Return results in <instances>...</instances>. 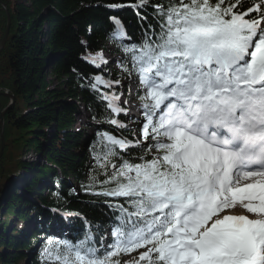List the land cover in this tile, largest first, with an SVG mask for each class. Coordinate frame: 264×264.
Returning a JSON list of instances; mask_svg holds the SVG:
<instances>
[{"label":"snow or ice","instance_id":"6c2138e0","mask_svg":"<svg viewBox=\"0 0 264 264\" xmlns=\"http://www.w3.org/2000/svg\"><path fill=\"white\" fill-rule=\"evenodd\" d=\"M129 7L153 8L157 23L139 43L120 44L123 71L143 89L142 139L101 134V184L111 186L98 194L124 199L112 205L119 224L100 247L89 231L45 251L52 264H264V0ZM114 23L112 39H128ZM92 62L107 64L103 54ZM118 84L96 76L91 87ZM102 99L126 114L115 92ZM132 147L143 153L133 157Z\"/></svg>","mask_w":264,"mask_h":264},{"label":"trees","instance_id":"16d2710c","mask_svg":"<svg viewBox=\"0 0 264 264\" xmlns=\"http://www.w3.org/2000/svg\"><path fill=\"white\" fill-rule=\"evenodd\" d=\"M137 2L0 0V42L7 27L5 10L11 19L10 36L0 53V115L10 104L4 95L15 98L4 117L5 147L0 159V219L5 220L0 221V264H52L44 253L51 242L77 243L90 231L100 247V238L105 240L107 232L119 224L120 212L112 205L124 203V199L98 194L111 185L101 184L105 175L97 156L104 154L102 133L131 140L135 129L126 123L125 113L117 120L126 128L108 123L114 115L102 94L118 95L121 86L109 89L100 85L97 90L91 85L96 76L120 80V84L130 76L122 65L111 71L108 63L98 68L89 60L98 58L106 44H113L115 53L126 61L120 44L139 43L149 25H156L153 8L129 7ZM151 2L167 4L168 0ZM114 18L127 33L128 39L122 42L112 39ZM47 75L58 82L56 89L51 90ZM78 105L87 112L91 138L74 131L81 110ZM116 150L127 158V151ZM30 151L44 157L45 163L26 162L24 157ZM142 153L143 148H131L133 157ZM14 177L24 183L26 197L19 195ZM51 182L56 189L49 186ZM15 218L36 228L22 230ZM108 240L110 243L112 237Z\"/></svg>","mask_w":264,"mask_h":264},{"label":"rangeland","instance_id":"374dc122","mask_svg":"<svg viewBox=\"0 0 264 264\" xmlns=\"http://www.w3.org/2000/svg\"><path fill=\"white\" fill-rule=\"evenodd\" d=\"M22 2L23 3H25L26 2V0H22ZM6 11V16H7V24H8V18L10 19V13L8 12V10H5ZM7 13L9 14V17H8V15H7ZM10 21H11V19H10ZM11 25V24H10ZM11 28V27H10ZM9 36H10V32H9ZM9 36H8V39H9ZM4 37V36H3ZM8 41V40H7ZM6 44H7V42H6ZM6 46V45H5ZM106 46V45H105ZM106 47H108V48H106V50H109L110 51V53H113L114 52V47L113 46H106ZM5 48V47H4ZM4 50V49H3ZM2 50V51H3ZM104 57H105V59H107V61H108V63H109V65H110V69H112V70H118V68H120V66H121V60H122V57L121 56H119V55H115V56H109L108 55V53H106V54H104ZM92 60L93 59H90L89 61L92 63V64H94V65H96L95 63H93L92 62ZM111 63V64H110ZM48 72V71H47ZM48 76V75H47ZM46 81L47 82H49L50 83V88H51V90H54V89H56L57 87H58V82L56 81V80H54L53 78H51V77H47V79H46ZM126 83H128V84H132L133 82H132V80H129L128 82H126ZM126 83H124V84H126ZM67 103H70V101L69 100H67L66 101ZM122 102H123V99H122ZM54 103V102H53ZM128 103H130V100L128 101ZM127 103V104H128ZM136 106H139L138 104L136 105ZM136 106H135V108H136ZM78 108H80L81 110L79 111L80 113H79V115H77V117L75 118V121H74V131L76 130V131H81V132H84V133H87L88 135H90V133L92 132V129H90L89 128V125H90V122H89V119H88V115H87V112L85 111V110H83L84 108H83V105H78ZM129 115H136V116H138L139 115V112L137 111V109H134L133 111H132V114H129ZM135 116V119H138L137 117ZM137 121H139V125H140V122L142 121V119L141 120H137ZM87 135V136H88ZM24 160L26 161V162H33V164L34 165H37L38 166V164H40V165H42V164H44L45 163V159H44V157H42V156H40V155H38V154H36L34 151H30L25 157H24ZM24 175H26V174H24ZM27 176V175H26ZM23 182H21L20 181V183H19V180H15L14 181V185L16 186V190L17 191H22V192H20V194L19 195H21V193H23V195L25 196V193H24V188H22L23 187ZM73 185V184H72ZM35 200V199H34ZM235 211V210H234ZM241 211H244V212H246V210H241ZM2 211H0V213H1ZM0 227H3V225H1ZM24 229V228H23ZM110 233V232H109ZM108 233V236H110V234ZM21 237V236H20ZM142 251H144V249H140V250H138L137 252H133V253H131V254H129V255H125L123 258H122V260H130L132 257H138V255H139V252H142ZM44 253L46 254V251H44Z\"/></svg>","mask_w":264,"mask_h":264},{"label":"water","instance_id":"95a60500","mask_svg":"<svg viewBox=\"0 0 264 264\" xmlns=\"http://www.w3.org/2000/svg\"><path fill=\"white\" fill-rule=\"evenodd\" d=\"M4 8H6L4 6ZM8 17H9V14L7 13ZM11 21L10 19L8 18V24H7V27H6V30H5V34H4V37L3 39L1 40L0 42V53L2 52V50L4 49L5 45H6V42L8 40V36H9V32H10V27H11ZM5 97H8L10 99V104L7 106V108L1 113L0 115V140H1V143H2V146H1V149H0V159L2 158L3 156V152H4V147H5V138H4V117L5 115L7 114V112L14 106L15 104V98L14 96H8V95H4Z\"/></svg>","mask_w":264,"mask_h":264}]
</instances>
